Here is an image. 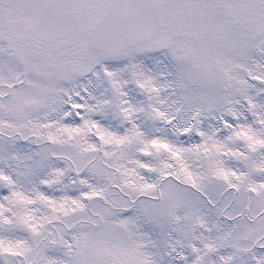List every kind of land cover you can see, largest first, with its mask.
Returning <instances> with one entry per match:
<instances>
[{
	"label": "snow or ice",
	"instance_id": "obj_1",
	"mask_svg": "<svg viewBox=\"0 0 264 264\" xmlns=\"http://www.w3.org/2000/svg\"><path fill=\"white\" fill-rule=\"evenodd\" d=\"M0 264H264V0H0Z\"/></svg>",
	"mask_w": 264,
	"mask_h": 264
}]
</instances>
